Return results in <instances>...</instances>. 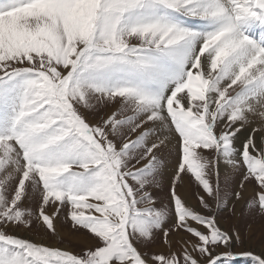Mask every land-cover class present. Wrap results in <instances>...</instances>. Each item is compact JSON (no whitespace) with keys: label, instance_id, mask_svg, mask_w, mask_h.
<instances>
[{"label":"snow or ice","instance_id":"1","mask_svg":"<svg viewBox=\"0 0 264 264\" xmlns=\"http://www.w3.org/2000/svg\"><path fill=\"white\" fill-rule=\"evenodd\" d=\"M221 163L264 212V0H0V264H264ZM64 209L79 252L16 231Z\"/></svg>","mask_w":264,"mask_h":264},{"label":"rangeland","instance_id":"2","mask_svg":"<svg viewBox=\"0 0 264 264\" xmlns=\"http://www.w3.org/2000/svg\"><path fill=\"white\" fill-rule=\"evenodd\" d=\"M167 157V153L163 154ZM205 155H210L206 154ZM168 167L165 175L162 177L161 184L158 187L152 189L154 192L157 203L159 205L166 206L169 202V180L173 171V159H167ZM231 174L223 175L221 172L220 180L222 185V197L223 201L220 203L219 208L216 207V202L209 200V203L213 206V210L217 212L220 225L227 230H231L233 234H239L240 242L236 245V251L251 250L254 252L264 251V212L253 208L248 203V198L236 200L232 198V189L235 187V179ZM188 178V177H187ZM189 179V178H188ZM191 188L186 193L190 198L193 205L197 204V193L199 189L197 185L190 180ZM185 195V194H183ZM247 195V194H246ZM35 205H33V208ZM67 209H64L59 215V223L57 224V230L59 235L54 236L48 232L46 228L36 220L35 215L31 217V226L25 229L23 226L16 229L19 234L25 238L32 240L36 238L46 240L47 244L61 245L67 249L79 252L86 242L81 240H74L64 236V232L68 235L80 234L89 237L87 243H92V238L88 236L83 230L77 231L72 227L70 220L67 218ZM60 228V229H59ZM184 235V233H181ZM177 239V238H176ZM37 241V240H34ZM163 237L157 234L155 244L149 245V248H155L162 244ZM239 264H251L250 261H240Z\"/></svg>","mask_w":264,"mask_h":264},{"label":"bare ground","instance_id":"3","mask_svg":"<svg viewBox=\"0 0 264 264\" xmlns=\"http://www.w3.org/2000/svg\"><path fill=\"white\" fill-rule=\"evenodd\" d=\"M241 139H243V135H241ZM206 154H209V153H206ZM221 172L223 173V175H228V174H230V172H229V169L228 168H226L225 166H224V164L223 163H221ZM234 179H235V177H233ZM251 187V186H250ZM191 188V184H190V181H189V179L187 178V177H185V183L184 184H182L181 185V187H180V192H181V194L183 195V194H185L186 195V193H188V190ZM247 194V195H246ZM250 194V192H246L245 194H244V198L243 199H246V198H248L247 196ZM187 196V195H186ZM190 199V198H189ZM191 200V199H190ZM192 201V200H191ZM192 202H194V201H192ZM60 229V228H59ZM64 236H68V238H72V239H74V240H81V241H84V242H88L87 240H89L88 238L89 237H86V236H84V235H80V234H74V235H68L67 233H65L64 232ZM177 237L176 236H173V239L175 240ZM178 239V238H177ZM34 240H37V241H43V242H46V240H44V239H40V238H36V239H34ZM259 252V251H258Z\"/></svg>","mask_w":264,"mask_h":264}]
</instances>
